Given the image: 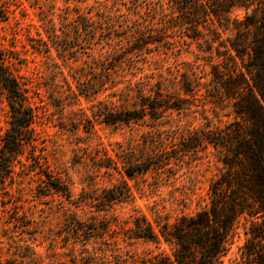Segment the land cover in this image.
<instances>
[{
  "label": "rangeland",
  "instance_id": "obj_1",
  "mask_svg": "<svg viewBox=\"0 0 264 264\" xmlns=\"http://www.w3.org/2000/svg\"><path fill=\"white\" fill-rule=\"evenodd\" d=\"M168 3L0 0V12L6 16L0 17V47L27 91L37 134L34 147L27 146L14 161L12 177L0 184L2 264H140L163 249L168 253L169 247L158 249L130 239L135 217L154 222L160 216L172 222L208 205L209 184L222 171L212 147L182 156L165 171L133 179L113 169L110 176L100 168L104 155L117 161L116 153L127 154L144 144L152 130L158 129L169 142L182 130L204 124L199 114L186 112H173L171 119L119 125H109L100 116V111L135 106L131 103L141 83L155 84L191 68L204 77L203 82L210 79L211 67L203 60L207 53L188 38L174 49L129 48V33L151 25L157 19L155 10ZM246 12L236 8L232 17L242 20ZM221 32L225 41L232 35L230 30ZM9 111L7 93L0 86V145L9 127ZM228 111H221L215 123L231 120ZM56 179L68 186L69 198L47 192L46 183ZM122 181L130 189L129 200L110 206L100 202L105 189ZM102 221L110 224L109 229L85 241L84 230L93 223L102 228L106 223ZM247 226L241 218L224 264L240 261Z\"/></svg>",
  "mask_w": 264,
  "mask_h": 264
},
{
  "label": "trees",
  "instance_id": "obj_2",
  "mask_svg": "<svg viewBox=\"0 0 264 264\" xmlns=\"http://www.w3.org/2000/svg\"><path fill=\"white\" fill-rule=\"evenodd\" d=\"M236 8L247 11L242 20L232 17ZM155 14L151 25L129 33V48L141 52L151 51L149 45H167L174 49L188 38L207 53L203 60L211 67L210 79L203 82L204 77L191 68L161 77L155 84L141 83L131 103L135 106L100 111V116L109 125H119L171 119L173 112H186L199 114L204 124L182 130L169 142L158 135V129L152 130L144 144L127 154L116 153L117 161L104 155L100 168L110 176L113 169L133 179L165 171L182 156L212 147L222 171L209 184L208 205L194 215H181L172 222L160 216L154 222L145 216L134 218L130 239L153 243L158 249L169 247L168 253L163 249L142 258L140 264H224L241 218L248 224L247 239L240 261L231 264H264V0H169L168 7L161 5ZM0 17L6 19L3 12ZM221 30H230L231 37L225 41ZM0 86L10 108L9 127L0 145V184H4L12 177L17 157L27 146L34 147L37 134L27 91L1 47ZM226 109L232 119L216 124L218 114ZM45 188L70 197L61 180L47 182ZM103 197L100 202L110 206L129 200L131 193L122 181L105 189ZM102 222H106L102 228L93 223L84 230L85 241L109 229L110 224Z\"/></svg>",
  "mask_w": 264,
  "mask_h": 264
}]
</instances>
